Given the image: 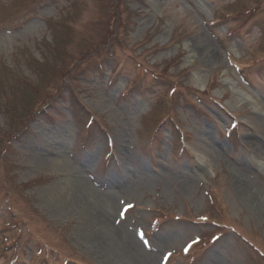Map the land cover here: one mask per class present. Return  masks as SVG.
<instances>
[{"label":"rangeland","instance_id":"374dc122","mask_svg":"<svg viewBox=\"0 0 264 264\" xmlns=\"http://www.w3.org/2000/svg\"><path fill=\"white\" fill-rule=\"evenodd\" d=\"M143 252L264 264V0H0V264Z\"/></svg>","mask_w":264,"mask_h":264},{"label":"bare ground","instance_id":"6f19581e","mask_svg":"<svg viewBox=\"0 0 264 264\" xmlns=\"http://www.w3.org/2000/svg\"><path fill=\"white\" fill-rule=\"evenodd\" d=\"M212 52H208L209 56ZM210 58H213L212 56H210ZM78 183L84 187L85 186L89 192L91 193H95L96 189L91 186L90 184H88V182L86 181V179L84 177H80L78 179ZM79 190H81V187H78ZM81 188V189H80ZM78 191V189H77ZM80 192V191H79ZM101 206V211L98 214V216L100 217V220L106 224H108L110 226L111 223V218H112V214L116 209V205H115V197L113 195V193H107L103 196L102 201L100 203ZM110 231L113 233L114 238H115V242L120 245V248L123 250L122 252L126 255V257H128L129 259L136 260L137 256H136V251L138 249V243H136V241H134L132 234L128 231V229H126V227L124 226H119V225H113L110 226ZM143 256L145 257L144 260V264H155L154 263V256L152 252H147L144 253L143 252Z\"/></svg>","mask_w":264,"mask_h":264},{"label":"snow or ice","instance_id":"6c2138e0","mask_svg":"<svg viewBox=\"0 0 264 264\" xmlns=\"http://www.w3.org/2000/svg\"><path fill=\"white\" fill-rule=\"evenodd\" d=\"M190 247V246H189ZM169 255H171V253H169Z\"/></svg>","mask_w":264,"mask_h":264}]
</instances>
